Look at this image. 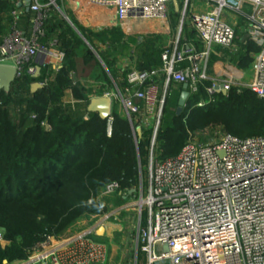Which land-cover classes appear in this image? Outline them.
<instances>
[{
  "label": "built area",
  "instance_id": "built-area-1",
  "mask_svg": "<svg viewBox=\"0 0 264 264\" xmlns=\"http://www.w3.org/2000/svg\"><path fill=\"white\" fill-rule=\"evenodd\" d=\"M8 1L10 7L2 16L0 66L14 67L12 84L22 86L27 74L36 75L39 65L46 75L38 88L47 86L68 59L58 29H50L60 25L53 19L56 9L64 23L73 21L58 0ZM89 2L113 8L114 27L135 19L162 20L167 29L172 24L173 0ZM178 4L174 36L162 49L160 66L129 67L116 76L108 70L113 89L96 95L111 99L109 134L115 113L131 123L135 135L137 127L141 135L150 132L148 181L140 173L138 185L123 192L119 209L96 216L87 229L64 239L46 237L25 260L12 264H113L108 243L97 231L121 210L133 214L135 258L118 264H264V133L241 138L221 132L207 142L192 136L177 156L166 159L159 157L157 139L171 87L187 83L188 98L203 87L209 101L198 100L193 107H202L234 87L264 98V0H178ZM238 30L257 47L249 80L232 72L224 77L211 69L216 47L240 51L233 46ZM71 79L73 84L78 81L74 72ZM116 192L120 184L113 181L101 196ZM0 244H9L2 227Z\"/></svg>",
  "mask_w": 264,
  "mask_h": 264
},
{
  "label": "trees",
  "instance_id": "trees-1",
  "mask_svg": "<svg viewBox=\"0 0 264 264\" xmlns=\"http://www.w3.org/2000/svg\"><path fill=\"white\" fill-rule=\"evenodd\" d=\"M9 7L8 0H0V42L5 30L2 16ZM172 12L177 15L174 4ZM72 29L70 26L57 31L68 59L53 82L32 88L31 84L44 80L43 69L38 76L27 74L25 85L12 84L8 93L0 90V227L9 241L5 247L0 244V264L25 260L46 237L60 238L84 216L104 213L107 202L98 197L106 185L118 181L120 191H129L138 185L140 167L149 163L150 132L144 130L142 135H135L131 123L115 113L109 134L108 118L103 119L96 112H88L87 119L69 113L63 100L67 88H71L74 98L88 104L92 93L81 78L98 83L109 80L102 64L91 55L89 45ZM83 35L88 39L86 33ZM256 51V45L246 40L235 56L238 68H249ZM161 52L157 62L150 57L154 52H150L138 69L160 66ZM102 59L112 73L111 66ZM71 72L80 78L76 84L72 83ZM182 86L171 87L168 101L175 102L176 113L164 130L161 126L159 129L161 159L177 156L184 146L182 137L175 136L183 130L177 113ZM202 95L203 87L199 94L188 98L183 110L198 108L193 105ZM216 96L219 101L211 105L213 111L232 116L247 114L250 130L228 125L229 133L241 138L264 133V98L241 87ZM11 105L18 111L12 112ZM123 200L122 196L119 203Z\"/></svg>",
  "mask_w": 264,
  "mask_h": 264
},
{
  "label": "rangeland",
  "instance_id": "rangeland-1",
  "mask_svg": "<svg viewBox=\"0 0 264 264\" xmlns=\"http://www.w3.org/2000/svg\"><path fill=\"white\" fill-rule=\"evenodd\" d=\"M71 4V3H70ZM174 4V3H173ZM58 6L63 11L64 8H67L66 0H58ZM88 7V6H87ZM93 8V7H92ZM78 9L76 11H71L69 15L70 19L73 21V27L70 23H64L63 20L60 19V15L58 13V9H56L57 13L54 14L53 19L60 22L58 26V31H63L65 28L70 26L75 30L74 32L81 38H83V42H89L91 46L85 42V44L90 48V53L92 56H95L99 62L102 64L103 70L109 77L107 82L96 83L91 80L81 78L82 84L86 86L87 90L92 94H100L103 92L111 91L113 89V82L110 78L108 68L106 67L104 60L111 66L112 74L114 76L124 74L129 67L139 68L138 65L140 62L146 59V56L150 54V52H154L155 55L150 56L153 59H156L160 50H162L169 42V40L174 36L173 25L175 21L173 20L175 17L174 12H170L169 21L172 22L170 29H167L165 22L162 20H128L123 25H118L116 27H106L107 23H101L97 20L99 8L93 9ZM82 10H84L82 12ZM88 15L94 16L93 21L89 18ZM109 16V12H103L100 17H103V20H107ZM112 18V17H111ZM177 19V17H176ZM103 26H105L103 28ZM72 29V30H73ZM87 34L88 39L83 35V32ZM82 32V33H81ZM83 36H81V34ZM90 39V40H89ZM249 38L243 34L240 30L237 32V37L234 41V47L241 48L242 44L248 40ZM92 41V43L90 42ZM72 43H70L66 47H70ZM216 55L211 60V69H214V65H222L223 70L221 74L226 77L231 76V70H239L237 69V65L235 62V56L238 53H234L231 48H218L216 51ZM71 57V56H70ZM70 58V62H71ZM155 63V62H154ZM251 66L249 67V69ZM248 69V71H249ZM236 72V71H235ZM246 77H250V72L246 75ZM80 79V78H79ZM65 94V92H64ZM91 94V95H92ZM199 100H203V102H208L209 98L205 95H202ZM222 98H220V101ZM218 96H214L213 101L207 103L202 107L195 108L194 110H182L178 116L180 117V125L182 126V131L178 130L175 136L182 137V144L188 140L190 137H196L203 142L211 141L216 137L218 133L228 132L227 126L231 125L233 128L249 131L250 126L247 125V114L246 115H229L220 113L218 111H213L211 107L214 102H218ZM173 100H169L166 106L165 115L162 119L161 130H164L165 126L168 125L176 113V105ZM117 103H114V109H117ZM12 112L17 110L16 106H10ZM212 109H211V108ZM121 113L123 110L120 108ZM242 136H249L242 135ZM181 140V139H180ZM141 166V164H140ZM140 173L142 174L144 182L148 181V164L140 167ZM123 196V191L116 192L109 196H100L99 200L107 202V208H105L104 213H110L115 208H118L124 203V200L119 203V198ZM103 214V213H102ZM101 214H90L84 216L71 231V234H75L76 232L82 231L86 226L90 224L92 220L95 219L96 216H100ZM116 223L120 222V231L113 233V245L115 250V256L120 251V257L123 258V261L129 260L130 263L133 262L135 258V250L131 243L133 237H128L130 248L122 247V242L127 236V233L134 231L135 221L133 218V214L130 211L121 210L120 214L116 217H110L108 223ZM65 235V234H64ZM63 235V236H64ZM101 239V238H100ZM109 238L105 240L109 244ZM110 245V244H109ZM120 246V249H119Z\"/></svg>",
  "mask_w": 264,
  "mask_h": 264
},
{
  "label": "crops",
  "instance_id": "crops-1",
  "mask_svg": "<svg viewBox=\"0 0 264 264\" xmlns=\"http://www.w3.org/2000/svg\"><path fill=\"white\" fill-rule=\"evenodd\" d=\"M66 3H67V8H64V10L68 13V15L71 14L72 9H73V11H76L79 8L80 9H89L90 8L91 9L93 7V8H99L100 11H98L97 20H99L101 23H107V26L106 27H111L113 21L115 20V10L113 8H110V7H105V8L104 7H99V6H96V5L92 4V3H90L89 0H66ZM83 11L84 10H82V12ZM106 11L109 12V16H108V19L107 20H103V17H100V15L103 14V12H106ZM176 11H177V15L175 14L174 20H176V17H178V10H176ZM88 16H89L90 19L94 17V16H91V15H88ZM91 20L93 21V19H91ZM22 24H24V25L27 24V20L24 19L23 22H22ZM104 27L105 26H103V28ZM56 28H58V27H56ZM218 48H220V47H216L215 50L217 51ZM216 54H214L212 56V58ZM237 69H239V70H235L236 71L235 72L232 69L231 72L234 73V74H239V75L243 76V78L245 80H249L252 77V75H253L251 68L250 69L249 68H247V69L237 68ZM248 69H249V71H248ZM222 70H223V66L222 65L215 64L214 65V69L212 71H215L217 73H221ZM249 72H250V77H246V75ZM77 79H79V78L77 77ZM87 79L88 80H91L90 78H87ZM91 81L94 82L93 80H91ZM96 95H98V94H92V95H90V99L91 98H94V97H97ZM63 100H64L65 105L68 107V111H69V113L71 115H73V116H85L88 113V109H87L88 104H87V102H85L84 100H80V99L74 98V96L72 94V91H71V88H67L65 90V94H64ZM119 208H120V206L118 208H115V209H119ZM91 222H90V224H91ZM76 225H74L75 228H76ZM89 225L86 226L83 230L87 229L89 227ZM74 227L72 226L70 229H68V231L65 233V235L62 236V237H60V239H64V238L70 236L71 235V231H72V229ZM117 231H120V222H116V223H111L110 222V223H107L106 226L104 227V233H103V235H101V236L99 235L100 238L103 241H106L105 239L106 238H109L107 240H109V244H110V245L108 244L109 251H110V263H113V264H118L119 262H122L124 260V257L123 258L120 257V251L119 250H118L117 255L115 256V253L116 252L114 250V245L112 244L113 243V240H114L113 237H112L113 236V233L114 232H117ZM131 234H132V232L127 233V236L123 240V242H122V247L123 248L124 247H127V248H130L131 247L130 244H129V242H128V240H129L128 237H131ZM119 249H120V246H119Z\"/></svg>",
  "mask_w": 264,
  "mask_h": 264
},
{
  "label": "water",
  "instance_id": "water-1",
  "mask_svg": "<svg viewBox=\"0 0 264 264\" xmlns=\"http://www.w3.org/2000/svg\"><path fill=\"white\" fill-rule=\"evenodd\" d=\"M173 3L176 7V10H179V4L178 0H173ZM81 34V33H80ZM82 36V34H81ZM84 38V37H83ZM85 42L89 44L86 39H84ZM41 67L38 65L37 66V73L36 76L40 74ZM16 77V69L14 67L10 66H0V90H3L5 92H9L11 88V84L14 82ZM39 87V83L35 82L33 84V89H37ZM183 90L179 96L178 100V107H177V113L179 114L184 107L186 106L188 97H189V91H188V84L185 83L183 84ZM223 93L226 94V91L223 90ZM88 112H96L99 114V116L103 119H107L110 115V110H111V99L110 97L104 96V97H94L91 98L88 106H87ZM136 132L138 136L141 135V129L139 127L136 128ZM104 233V227H101L98 231V235H103ZM5 264H7V261H5Z\"/></svg>",
  "mask_w": 264,
  "mask_h": 264
}]
</instances>
